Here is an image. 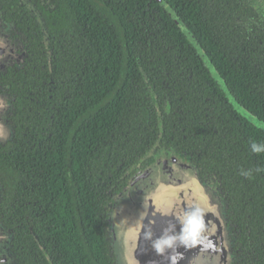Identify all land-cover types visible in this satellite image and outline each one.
Segmentation results:
<instances>
[{
  "label": "trees",
  "instance_id": "trees-1",
  "mask_svg": "<svg viewBox=\"0 0 264 264\" xmlns=\"http://www.w3.org/2000/svg\"><path fill=\"white\" fill-rule=\"evenodd\" d=\"M56 27L55 66L27 78L54 105L47 138L0 143L8 264H115V196L171 156L216 185L232 263L264 264V0H56ZM33 103L15 112L24 125L40 118Z\"/></svg>",
  "mask_w": 264,
  "mask_h": 264
},
{
  "label": "water",
  "instance_id": "water-1",
  "mask_svg": "<svg viewBox=\"0 0 264 264\" xmlns=\"http://www.w3.org/2000/svg\"><path fill=\"white\" fill-rule=\"evenodd\" d=\"M194 44L233 108L253 121ZM12 48L0 28V73L11 63ZM3 99L0 94V142L10 136L4 122L8 105ZM108 221L115 264H233L220 196L199 180L192 165L177 156L160 158L154 166L133 174L115 196ZM10 261L8 236L0 226V264Z\"/></svg>",
  "mask_w": 264,
  "mask_h": 264
},
{
  "label": "flooded vegetation",
  "instance_id": "flooded-vegetation-1",
  "mask_svg": "<svg viewBox=\"0 0 264 264\" xmlns=\"http://www.w3.org/2000/svg\"><path fill=\"white\" fill-rule=\"evenodd\" d=\"M0 28L7 36L8 44L13 46L12 53L14 55L10 58L11 63L5 71L0 73V94L8 105L4 122L11 131L6 141L16 139V133L20 130L24 143H27L31 137L36 139V143H41V140L47 138L44 132L49 128L53 118L54 105L48 102L49 107H46L45 101L37 97L43 95H29L27 89L30 88L27 78L33 77L36 70L42 69L44 66L51 70L52 66L56 64V54L64 48L65 42L62 34L56 27V0H0ZM30 70L31 73H29ZM35 77H37L38 83L54 84L51 77L46 83L43 76H39V72ZM17 98L20 100L18 101ZM28 99L35 101L36 103L33 104H38V108H42V110L38 111L39 120L34 124L27 122V125H24L17 119L18 114L15 112L18 106L24 108ZM17 124L20 127H17ZM35 128H39V134L31 133ZM32 147H38V145ZM15 161L20 165L19 163L22 164L27 159L21 158ZM210 186L216 191L217 187L214 183H211ZM231 256L233 260L236 259V254L233 251Z\"/></svg>",
  "mask_w": 264,
  "mask_h": 264
},
{
  "label": "rangeland",
  "instance_id": "rangeland-1",
  "mask_svg": "<svg viewBox=\"0 0 264 264\" xmlns=\"http://www.w3.org/2000/svg\"><path fill=\"white\" fill-rule=\"evenodd\" d=\"M6 124V123H5ZM7 126V125H6ZM8 127V126H7ZM9 132H11V131H9ZM9 137V136H8ZM6 234V233H5Z\"/></svg>",
  "mask_w": 264,
  "mask_h": 264
}]
</instances>
